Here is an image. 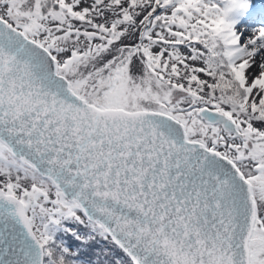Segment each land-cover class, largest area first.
Masks as SVG:
<instances>
[{
	"label": "snow or ice",
	"instance_id": "1",
	"mask_svg": "<svg viewBox=\"0 0 264 264\" xmlns=\"http://www.w3.org/2000/svg\"><path fill=\"white\" fill-rule=\"evenodd\" d=\"M0 264H264V0H0Z\"/></svg>",
	"mask_w": 264,
	"mask_h": 264
}]
</instances>
